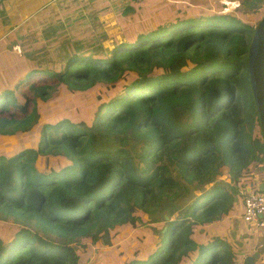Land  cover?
<instances>
[{"label": "trees", "instance_id": "16d2710c", "mask_svg": "<svg viewBox=\"0 0 264 264\" xmlns=\"http://www.w3.org/2000/svg\"><path fill=\"white\" fill-rule=\"evenodd\" d=\"M262 1L242 0L250 18ZM257 23L222 12L150 19L104 55L71 48L57 68L29 63L0 87V136L34 139L0 152V217L14 223L0 235V264H85L88 241L110 246L137 223L153 225L147 245L122 264H240L212 230L239 224L264 181L247 72ZM66 91L96 92L89 120L49 115Z\"/></svg>", "mask_w": 264, "mask_h": 264}, {"label": "rangeland", "instance_id": "374dc122", "mask_svg": "<svg viewBox=\"0 0 264 264\" xmlns=\"http://www.w3.org/2000/svg\"><path fill=\"white\" fill-rule=\"evenodd\" d=\"M113 1V0H112ZM116 2L109 7V12L103 11L99 13V16H89L84 13L78 14L79 21L77 25L73 24L75 17H69V30L65 27L59 31L58 35L52 38L44 39L43 42L35 43L32 40H25V43H31L28 45V52H24L22 58L23 65L33 63L41 67L57 68L67 55L68 51L72 49L83 50L89 54L104 55L114 46L115 42H122L133 34L139 28H143L139 23L156 20H174L176 16H193V15H207L208 12H222L239 15L241 20L247 21L252 27L256 24L262 13L258 16L256 13L252 14V18L249 17L250 9L247 5H243L242 0H115ZM264 3V0L262 1ZM124 7H131L123 11ZM192 13V14H191ZM242 14V15H241ZM137 25L131 32L128 30V26ZM23 30L33 31V24L29 27H22ZM77 28V29H75ZM34 43V44H33ZM23 67V66H22ZM9 82L3 80L0 76V87L13 86L15 77H9ZM27 83H25L26 85ZM24 85V86H25ZM19 88L18 90H21ZM18 93V92H17ZM92 91H87L85 94L80 92L66 91L54 98L47 104V108L50 116H62L67 115L74 120H89L91 118V111L94 110L95 102H91L94 98ZM92 108L91 111L90 107ZM46 119V116H43ZM34 145V139L32 135H1L0 136V152L6 155L12 153L17 149H26ZM18 153V152H16ZM44 158L43 156H41ZM41 166H44V161ZM262 177H264L262 175ZM256 186L254 190H256ZM4 218L0 217V235L4 236L12 228V219L8 215L4 214ZM159 218V214H156ZM165 216V215H164ZM143 219H147V216L142 215ZM237 216H233L236 218ZM165 218V217H164ZM172 215L170 219H173ZM188 221H191L190 217H186ZM158 225L162 224V220L156 222ZM222 224L219 225L220 229H213L212 233L218 235L220 231H223L232 245V247L239 252H242L241 257L247 255H254V250H258L257 245L259 242L264 243V229L254 230L250 226L245 225L242 221L237 224L233 222H227L222 220ZM153 225L150 223L140 224L135 226L134 233L120 231L122 237L118 234H113L112 243L110 246H93L90 241L87 244L92 247V253L90 255L82 254V257L88 255V259L85 260V264H122L128 260L135 247L140 245H147L150 229ZM219 231V232H218ZM144 232V233H141ZM140 251L145 248L139 247ZM259 251V250H258ZM143 251L142 253H144ZM263 258V257H261ZM264 259V258H263ZM255 264V262H254ZM261 264H264V262Z\"/></svg>", "mask_w": 264, "mask_h": 264}, {"label": "crops", "instance_id": "0c3cea01", "mask_svg": "<svg viewBox=\"0 0 264 264\" xmlns=\"http://www.w3.org/2000/svg\"><path fill=\"white\" fill-rule=\"evenodd\" d=\"M115 0H0V76L15 78L21 76L26 65H23L24 52L32 40L35 43L44 39L54 38L65 27L69 30V17H75L77 25L78 14L84 13L99 16ZM33 24V31L23 30ZM70 25V26H69ZM77 29V28H75ZM34 44V43H33ZM23 66V67H22ZM259 254V251L254 250ZM245 257V256H244ZM244 257L239 262L242 264ZM264 262V259L259 258ZM256 261V260H255ZM254 261V262H255Z\"/></svg>", "mask_w": 264, "mask_h": 264}, {"label": "water", "instance_id": "95a60500", "mask_svg": "<svg viewBox=\"0 0 264 264\" xmlns=\"http://www.w3.org/2000/svg\"><path fill=\"white\" fill-rule=\"evenodd\" d=\"M247 72L264 141V15L257 23L250 39L247 51ZM246 190L250 192L249 187ZM257 190L264 191V181L259 182ZM164 217L168 218L166 215ZM255 259V255H247L242 264H254Z\"/></svg>", "mask_w": 264, "mask_h": 264}, {"label": "built area", "instance_id": "2783aa9c", "mask_svg": "<svg viewBox=\"0 0 264 264\" xmlns=\"http://www.w3.org/2000/svg\"><path fill=\"white\" fill-rule=\"evenodd\" d=\"M241 220L256 231L264 229V191H252L244 197ZM257 248L259 258H264V243L259 242Z\"/></svg>", "mask_w": 264, "mask_h": 264}]
</instances>
